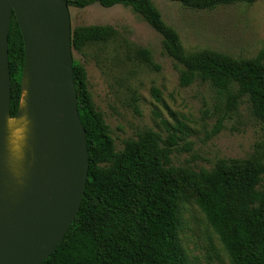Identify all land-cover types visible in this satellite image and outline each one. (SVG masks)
Masks as SVG:
<instances>
[{
  "label": "trees",
  "instance_id": "16d2710c",
  "mask_svg": "<svg viewBox=\"0 0 264 264\" xmlns=\"http://www.w3.org/2000/svg\"><path fill=\"white\" fill-rule=\"evenodd\" d=\"M193 9L257 0H171ZM98 3L131 7L163 36L167 55L182 66L180 84L209 82L234 109L246 99L264 131V49L253 58L203 50L189 53L154 0H68L84 8ZM113 25L73 28L74 51H88L119 37ZM137 54L148 63L151 52ZM25 47L13 13L9 29L11 113L23 92ZM77 104L87 136L89 175L78 215L42 264H191L179 238V208L191 191L233 264H264V157L222 158L211 169L176 166L172 154L182 139L173 128L165 138L147 129L116 148L103 113L94 102L85 65L74 58ZM259 152V151H258ZM259 153L264 154V145Z\"/></svg>",
  "mask_w": 264,
  "mask_h": 264
},
{
  "label": "rangeland",
  "instance_id": "374dc122",
  "mask_svg": "<svg viewBox=\"0 0 264 264\" xmlns=\"http://www.w3.org/2000/svg\"><path fill=\"white\" fill-rule=\"evenodd\" d=\"M189 53L212 50L253 58L264 49V0L193 9L171 0H154ZM72 28L113 25L117 39L88 54L73 51L88 73L95 104L103 113L118 150L147 129L163 137L176 128L182 137L172 154L176 166L211 169L222 158L264 157V131L246 99L237 109L209 82L180 84L182 66L166 54L163 36L131 7L70 6ZM151 52L148 63L137 54ZM259 151V152H258ZM178 238L191 264H233L231 257L186 190L179 208Z\"/></svg>",
  "mask_w": 264,
  "mask_h": 264
},
{
  "label": "water",
  "instance_id": "95a60500",
  "mask_svg": "<svg viewBox=\"0 0 264 264\" xmlns=\"http://www.w3.org/2000/svg\"><path fill=\"white\" fill-rule=\"evenodd\" d=\"M13 13L25 47L16 116L9 61ZM72 35L68 0H0V264H42L82 204L90 163ZM22 117L28 120L26 146L14 167L8 121Z\"/></svg>",
  "mask_w": 264,
  "mask_h": 264
},
{
  "label": "bare ground",
  "instance_id": "6f19581e",
  "mask_svg": "<svg viewBox=\"0 0 264 264\" xmlns=\"http://www.w3.org/2000/svg\"><path fill=\"white\" fill-rule=\"evenodd\" d=\"M28 120L25 117L11 118L8 121V150L12 166L20 164L24 157Z\"/></svg>",
  "mask_w": 264,
  "mask_h": 264
}]
</instances>
